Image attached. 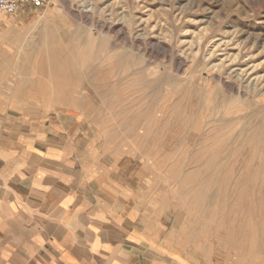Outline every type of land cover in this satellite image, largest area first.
<instances>
[{
	"label": "rangeland",
	"instance_id": "1",
	"mask_svg": "<svg viewBox=\"0 0 264 264\" xmlns=\"http://www.w3.org/2000/svg\"><path fill=\"white\" fill-rule=\"evenodd\" d=\"M19 13L0 23L13 106L73 108L204 264H264V0H46Z\"/></svg>",
	"mask_w": 264,
	"mask_h": 264
},
{
	"label": "crops",
	"instance_id": "2",
	"mask_svg": "<svg viewBox=\"0 0 264 264\" xmlns=\"http://www.w3.org/2000/svg\"><path fill=\"white\" fill-rule=\"evenodd\" d=\"M11 97L0 90V264H204L79 113Z\"/></svg>",
	"mask_w": 264,
	"mask_h": 264
},
{
	"label": "built area",
	"instance_id": "3",
	"mask_svg": "<svg viewBox=\"0 0 264 264\" xmlns=\"http://www.w3.org/2000/svg\"><path fill=\"white\" fill-rule=\"evenodd\" d=\"M45 3L46 0H0V23L19 12L42 9Z\"/></svg>",
	"mask_w": 264,
	"mask_h": 264
},
{
	"label": "bare ground",
	"instance_id": "4",
	"mask_svg": "<svg viewBox=\"0 0 264 264\" xmlns=\"http://www.w3.org/2000/svg\"><path fill=\"white\" fill-rule=\"evenodd\" d=\"M51 15V14H50ZM52 19H55L54 17H52ZM50 19H48V20H42V19H40L39 20V22H34L33 24H32V30H36V29H39L40 27H39V25L41 26V29L42 30H44V28H47L46 27V24H47V22L49 21ZM53 23H54V21H53ZM43 27V28H42ZM12 35V36H11ZM5 36H10L9 38H14V40L16 41V45H17V48H18V51L21 49V45H23V42H24V40L22 39V37L21 36H19L18 38L16 37V34H12V32H9V33H7ZM44 36H47V35H45L44 33L42 34V36H41V40L42 41H44L45 43H50V42H52L53 40H52V37H44ZM224 61H227V59L226 58H224L221 62H224ZM249 71V70H248ZM243 78H245V80H247L248 78H249V76H248V73H247V71H245V70H243L241 73H239ZM242 78V79H243ZM257 79L256 78H254V79H250V81L252 82H257L256 81Z\"/></svg>",
	"mask_w": 264,
	"mask_h": 264
}]
</instances>
